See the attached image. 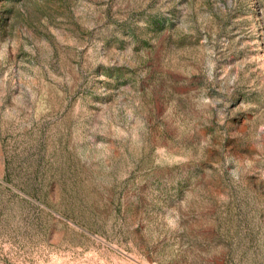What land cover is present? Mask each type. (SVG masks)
Listing matches in <instances>:
<instances>
[{
	"label": "rangeland",
	"instance_id": "374dc122",
	"mask_svg": "<svg viewBox=\"0 0 264 264\" xmlns=\"http://www.w3.org/2000/svg\"><path fill=\"white\" fill-rule=\"evenodd\" d=\"M0 264H264V0H0Z\"/></svg>",
	"mask_w": 264,
	"mask_h": 264
}]
</instances>
